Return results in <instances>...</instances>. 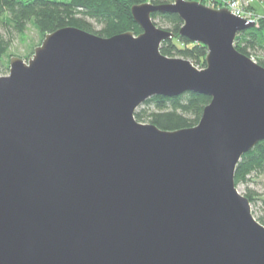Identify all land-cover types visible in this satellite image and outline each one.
Here are the masks:
<instances>
[{
    "label": "water",
    "instance_id": "water-1",
    "mask_svg": "<svg viewBox=\"0 0 264 264\" xmlns=\"http://www.w3.org/2000/svg\"><path fill=\"white\" fill-rule=\"evenodd\" d=\"M142 32L47 33L0 74V264H264V224L236 185L264 139V66L235 47L256 22L198 0L132 6ZM183 20L206 66L168 56ZM211 96L193 127L139 121L151 96Z\"/></svg>",
    "mask_w": 264,
    "mask_h": 264
},
{
    "label": "trees",
    "instance_id": "trees-1",
    "mask_svg": "<svg viewBox=\"0 0 264 264\" xmlns=\"http://www.w3.org/2000/svg\"><path fill=\"white\" fill-rule=\"evenodd\" d=\"M146 1L157 5L174 0H0V71L10 70V45L19 35L24 37L29 24L35 26L42 40L47 33L72 25L103 37L126 31L138 34L143 30L134 20L131 8ZM214 5L218 7V4ZM152 19L157 26L176 34L162 43L164 54L188 58L199 68L206 66L207 46L179 34L183 20L177 13L157 10L152 13ZM235 47L264 66V60L256 57L264 50V19L239 33ZM34 50L32 48L30 52L34 53ZM210 100L211 96L198 92H184L172 97L155 95L140 105L135 116L139 121L153 122L161 129H184L199 122ZM253 173H264V139L241 158L235 175L236 185L249 183ZM248 191L244 194L252 203L256 197L251 189ZM256 218L264 224V215Z\"/></svg>",
    "mask_w": 264,
    "mask_h": 264
},
{
    "label": "rangeland",
    "instance_id": "rangeland-1",
    "mask_svg": "<svg viewBox=\"0 0 264 264\" xmlns=\"http://www.w3.org/2000/svg\"><path fill=\"white\" fill-rule=\"evenodd\" d=\"M202 1L205 4L214 5L215 3L218 4V7H222L227 3L232 2V0H198ZM243 1V0H241ZM175 2V0L173 1ZM252 8L251 11L257 14V16L264 19V10L261 7L257 6V0L251 3ZM215 6V5H214ZM42 42L41 35H39L38 30L35 28L33 24H29V28L26 31L24 37L18 36L14 39V41L10 45L9 52L13 55L18 57H23L28 60L33 53L30 52L32 48L38 47ZM264 60V50H261L258 56ZM255 57V58H256ZM257 60V59H255ZM7 72L0 71V74L7 75ZM252 179L249 183H242L241 185L237 186L243 194L251 189L256 200L251 203V208L255 217L264 215V208H263V200H264V173L262 174H251ZM249 192V191H248Z\"/></svg>",
    "mask_w": 264,
    "mask_h": 264
},
{
    "label": "built area",
    "instance_id": "built-area-1",
    "mask_svg": "<svg viewBox=\"0 0 264 264\" xmlns=\"http://www.w3.org/2000/svg\"><path fill=\"white\" fill-rule=\"evenodd\" d=\"M255 0H232V2L227 3L226 5L230 8V11L235 15H238L242 18H246L249 21L257 22L260 19H263L257 16L256 13L251 11L252 2Z\"/></svg>",
    "mask_w": 264,
    "mask_h": 264
},
{
    "label": "crops",
    "instance_id": "crops-1",
    "mask_svg": "<svg viewBox=\"0 0 264 264\" xmlns=\"http://www.w3.org/2000/svg\"><path fill=\"white\" fill-rule=\"evenodd\" d=\"M257 6L264 10V0H257Z\"/></svg>",
    "mask_w": 264,
    "mask_h": 264
},
{
    "label": "bare ground",
    "instance_id": "bare-ground-1",
    "mask_svg": "<svg viewBox=\"0 0 264 264\" xmlns=\"http://www.w3.org/2000/svg\"><path fill=\"white\" fill-rule=\"evenodd\" d=\"M224 6H226V7H228L227 5H224ZM229 8V7H228ZM230 9V8H229Z\"/></svg>",
    "mask_w": 264,
    "mask_h": 264
}]
</instances>
